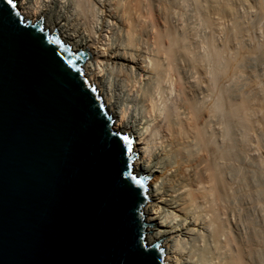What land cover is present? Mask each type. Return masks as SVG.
<instances>
[{"label": "bare ground", "instance_id": "obj_1", "mask_svg": "<svg viewBox=\"0 0 264 264\" xmlns=\"http://www.w3.org/2000/svg\"><path fill=\"white\" fill-rule=\"evenodd\" d=\"M165 1L14 0L24 20L42 18L74 53L89 48L84 76L113 128L132 136L133 172L152 175L151 201L142 209L144 223H154L147 243L168 235L160 242L167 264H263L264 215L259 224L247 220L251 205L236 201L235 162L250 138L238 144L232 127L236 121L250 127L256 113L264 114V75L248 78L241 93L234 91L241 82L234 90L226 84L239 79L249 58L264 57V32L249 35V21L238 12L248 3L264 21V0H203L196 11L207 34L173 23Z\"/></svg>", "mask_w": 264, "mask_h": 264}, {"label": "water", "instance_id": "obj_2", "mask_svg": "<svg viewBox=\"0 0 264 264\" xmlns=\"http://www.w3.org/2000/svg\"><path fill=\"white\" fill-rule=\"evenodd\" d=\"M91 58L0 0V264H122L136 249L167 264L168 235L145 239L152 175L122 140L107 150L124 134L84 76Z\"/></svg>", "mask_w": 264, "mask_h": 264}, {"label": "rangeland", "instance_id": "obj_3", "mask_svg": "<svg viewBox=\"0 0 264 264\" xmlns=\"http://www.w3.org/2000/svg\"><path fill=\"white\" fill-rule=\"evenodd\" d=\"M165 1V0H164ZM195 1V2H194ZM198 1V2H197ZM166 3H168V6H169V8L171 9V12H172V14H173V23H175V24H180V25H183V26H185V27H190V29L192 28V29H197L198 31H199V33H201L202 32V30H203V26L199 23L200 22V20H199V17H198V14H197V5L198 4H200V3H202L203 2V0H166L165 1ZM185 2V3H184ZM170 3V4H169ZM196 4V6H194ZM247 5L249 6V4L247 3ZM247 5H243L245 8H239V9H241V10H238V12H239V14L241 13L242 15L244 14V17L242 16V18L244 19V21L245 22H247V21H249V22H247V24H245V25H247V26H249V35H251V36H253V34L252 33H254L255 34V36L257 35H259L260 36V34H261V32L263 33L264 32V28H263V26H264V21L262 20L261 21V16L256 12V10H254L253 8H250V7H248L247 8ZM190 6V7H189ZM173 7V8H172ZM246 9H248V11L246 10ZM251 9V10H250ZM254 11H253V10ZM241 11V12H240ZM246 11V12H245ZM248 12V13H247ZM257 13V14H256ZM182 14V15H181ZM255 14V15H254ZM197 15V16H196ZM251 17H249V16ZM254 15V16H253ZM196 18H195V17ZM258 16H260L261 18H259L258 19ZM254 17V18H253ZM195 18V19H194ZM215 21L217 22H215V24H216V28L218 27L217 25H218V23H219V25H220V23H221V21H223V20H220V18H218V16H217V19H216V15H215ZM247 18V19H246ZM250 18V19H249ZM253 18V19H252ZM258 19V20H257ZM218 20L220 21V22H218ZM257 20V21H256ZM254 21V22H253ZM261 21V22H260ZM258 22H260V23H258ZM193 24V25H192ZM227 24V23H226ZM252 24V25H251ZM228 26H230V23H228L227 24ZM251 25V26H250ZM195 26H196V28H195ZM96 27V26H95ZM198 27V28H197ZM202 27V28H201ZM222 27V26H221ZM221 27H218L217 29L220 31H218L219 33H222L221 32ZM251 27H253L254 29L252 30V31H250L251 30ZM259 27V28H258ZM263 28V29H262ZM257 29V30H256ZM260 29H262V30H260ZM196 30V31H197ZM205 31H206V29H204ZM203 30V32H205ZM203 32L201 33V34H203ZM209 32V29H207V32H205V34H207ZM217 32V33H218ZM257 32V33H256ZM217 35H218V37L220 38L221 37V34H216L215 36L217 37ZM217 37V38H218ZM254 37V36H253ZM245 39H246V42H248L247 41V39H249V38H247V37H245L243 40L245 41ZM250 41V40H249ZM260 58H263V59H260ZM260 58L258 57V56H253V58H249L247 61H248V63L246 64V67H245V64L243 65V67H245V69L244 68H242V72H239V73H237L236 75L237 76H235L234 78H236V77H239V79L240 80H242V81H240L238 78L237 79H234L235 80V82H234V80H233V82L231 83L230 82V84L228 83V84H226L228 87H233L234 85H236V83L238 82V83H240L241 82V84H242V87H241V85L240 84H237L236 86H237V88H235V90H234V87H233V90L236 92L237 90L239 91H237L238 93H241L242 92V90H244L245 89V87L247 86V82H248V78L249 79H251L252 78V76H254L255 77V75H256V77L255 78H257V79H261L262 77H263V75H264V57H261L260 56ZM255 68V69H254ZM246 71V72H245ZM244 72H245V74H244ZM250 72V73H249ZM254 72V73H253ZM257 72V73H256ZM241 73V74H240ZM243 73V74H242ZM249 74V75H248ZM252 74V75H251ZM258 74H259V76H258ZM241 75H242V77L244 78H241ZM245 75V76H244ZM246 76H247V80H246ZM249 76V77H248ZM261 76V78H258V77H260ZM251 77V78H250ZM253 77V78H254ZM262 79H264V77L262 78ZM246 81L245 83H243L244 81ZM246 85V86H245ZM235 86V87H236ZM238 86H240V87H238ZM243 86H245L244 88H243ZM239 88H242V90H239ZM232 89V88H231ZM258 113H259V115H258ZM258 113H256V118H254V120L256 119L257 121L256 122H254L253 124L254 125H256V126H253V124L251 123V125H250V127L249 126H246L243 122H239L238 123V121H236L233 125V127H232V132H233V138H235V140L237 141V143L239 142L241 145H244L245 143H244V141H248V139H249V141H248V146H246V145H244V147H240L241 148V150H239L238 151V157H237V159L239 160H237L236 162H235V167L237 168H235V171H236V174H237V180H238V182H237V184H239V185H237V199H236V201H237V203H238V205L237 206H241L242 204L243 205H251V207H250V209L247 211V213H244L245 214V216L248 218H245V219H247V220H251L252 218V220L254 221V223H257L258 221L260 222L261 221V219H262V216L264 215V155H262V153L264 154V133H262L261 132V129L262 128H264V114H262L263 113V111L262 112H258ZM261 116V117H260ZM258 118H259V120H258ZM262 118V120L260 121V119ZM258 122H260V123H258ZM263 122V123H262ZM257 123V124H256ZM244 124V125H243ZM250 124V123H249ZM238 125H240V126H238ZM242 125V126H241ZM248 125V124H247ZM247 127H249L250 128V130L247 128ZM217 128V127H216ZM215 128V129H216ZM237 128V129H236ZM237 130V131H236ZM246 130V131H245ZM255 130H256V133H255ZM263 130V129H262ZM244 131V132H243ZM252 131V132H251ZM242 132V133H241ZM242 134H245V135H242ZM250 134H253V135H250ZM256 135H257V137H256ZM262 135V136H261ZM252 136V137H251ZM241 137H242V139H241ZM257 138V139H256ZM261 138V139H260ZM238 139V140H237ZM245 139V140H244ZM254 139V140H253ZM261 140V141H260ZM241 141V142H240ZM254 141V142H253ZM258 142H260V143H258ZM238 143V144H239ZM260 146H259V145ZM254 145H255V147H254ZM259 146V147H258ZM246 147V148H245ZM249 147V148H248ZM252 147V148H251ZM239 148V149H240ZM246 150H245V149ZM248 148V149H247ZM259 148V149H258ZM263 151H262V150ZM251 150H253V151H251ZM254 150H255V152H254ZM246 151L248 152L247 154H246ZM246 154V155H245ZM247 156V157H246ZM258 157H260V158H258ZM257 160V161H256ZM259 161V162H258ZM243 162V163H242ZM263 164V165H262ZM238 167H237V166ZM238 176H239V178H238ZM243 177V178H241V177ZM248 179V180H247ZM243 181V182H242ZM247 181L249 182V183H247ZM243 183L246 187H244V185L243 184H240V183ZM249 184H251V186L249 185ZM241 185V186H240ZM248 185V186H247ZM248 187V188H247ZM253 187V188H252ZM246 188V189H245ZM252 188V189H251ZM259 189V190H258ZM254 192H252V191ZM249 191V192H248ZM242 193V194H241ZM245 193V194H244ZM257 193V194H256ZM248 196V197H247ZM262 198V199H261ZM241 200H242V202H241ZM250 202V203H249ZM257 202V203H256ZM241 205H240V204ZM242 205V206H243ZM245 205V206H246ZM256 205V206H255ZM262 207V208H261ZM254 209H255V211H254ZM241 211L242 212H244L242 209H241ZM251 211V212H250ZM241 212V213H242ZM263 212V213H262ZM262 213V214H261ZM247 214V215H246ZM251 217H250V216ZM249 216V217H248ZM259 222L257 223V224H259ZM241 225H242V222H241ZM264 256L262 257V261H263V264H264Z\"/></svg>", "mask_w": 264, "mask_h": 264}, {"label": "snow or ice", "instance_id": "obj_4", "mask_svg": "<svg viewBox=\"0 0 264 264\" xmlns=\"http://www.w3.org/2000/svg\"><path fill=\"white\" fill-rule=\"evenodd\" d=\"M7 2L12 8L16 7V3H14V0H7ZM121 140L123 141L124 145H127V152L131 153L132 152V149H131L132 141L130 137L127 135L121 136L119 140L109 143L107 145V150L108 151H118L121 155H123L125 152V148L121 145ZM124 166L125 168L127 167L126 162ZM137 183H140V181L137 180ZM145 255L146 254L141 252L139 249H136V251L131 253L124 261H122V264H139L138 258L145 256Z\"/></svg>", "mask_w": 264, "mask_h": 264}]
</instances>
